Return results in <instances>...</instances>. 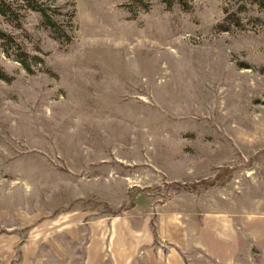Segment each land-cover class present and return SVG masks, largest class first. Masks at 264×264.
Returning a JSON list of instances; mask_svg holds the SVG:
<instances>
[{
	"label": "rangeland",
	"instance_id": "374dc122",
	"mask_svg": "<svg viewBox=\"0 0 264 264\" xmlns=\"http://www.w3.org/2000/svg\"><path fill=\"white\" fill-rule=\"evenodd\" d=\"M184 1L0 0V264H264V0Z\"/></svg>",
	"mask_w": 264,
	"mask_h": 264
},
{
	"label": "crops",
	"instance_id": "0c3cea01",
	"mask_svg": "<svg viewBox=\"0 0 264 264\" xmlns=\"http://www.w3.org/2000/svg\"><path fill=\"white\" fill-rule=\"evenodd\" d=\"M216 218L204 222L196 236V246L216 262L228 264L235 259L243 239L235 227L228 225L227 217Z\"/></svg>",
	"mask_w": 264,
	"mask_h": 264
},
{
	"label": "trees",
	"instance_id": "16d2710c",
	"mask_svg": "<svg viewBox=\"0 0 264 264\" xmlns=\"http://www.w3.org/2000/svg\"><path fill=\"white\" fill-rule=\"evenodd\" d=\"M179 5H181L185 10H190V8L188 7L189 5H188V3L187 2H185L184 0H175ZM11 11V14H12V12H13V10H10ZM0 37H5V34H3L2 32H0ZM9 38L7 37V38H5V40L4 41H7ZM21 50V48H19V51ZM20 53L22 54V55H25L26 54V52L25 51H20ZM21 57H23V56H21ZM25 58H28V60H26ZM25 58H19V60L23 63V64H25V67L27 68V69H29V65H28V62L30 61V56H25ZM0 78L1 79H3V80H7V77L4 75V74H1V76H0Z\"/></svg>",
	"mask_w": 264,
	"mask_h": 264
}]
</instances>
